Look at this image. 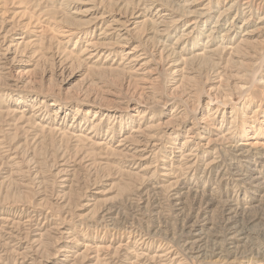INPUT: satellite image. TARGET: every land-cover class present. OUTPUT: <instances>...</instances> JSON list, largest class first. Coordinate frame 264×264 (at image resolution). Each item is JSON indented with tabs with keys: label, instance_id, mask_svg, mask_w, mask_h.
<instances>
[{
	"label": "rangeland",
	"instance_id": "374dc122",
	"mask_svg": "<svg viewBox=\"0 0 264 264\" xmlns=\"http://www.w3.org/2000/svg\"><path fill=\"white\" fill-rule=\"evenodd\" d=\"M263 55L264 0H0V264H264Z\"/></svg>",
	"mask_w": 264,
	"mask_h": 264
},
{
	"label": "bare ground",
	"instance_id": "6f19581e",
	"mask_svg": "<svg viewBox=\"0 0 264 264\" xmlns=\"http://www.w3.org/2000/svg\"><path fill=\"white\" fill-rule=\"evenodd\" d=\"M193 4H194V1H193V3H189L188 5L191 7V6H193ZM232 8V6H230V7H228L227 8V10H230ZM221 9V8H220ZM225 11V10H224ZM224 11L223 12H219V17H223L224 16ZM201 14V16H204V14L203 13H200ZM218 19V18H217ZM226 19V18H225ZM224 21V20H223ZM260 22V21H259ZM249 33V32H248ZM260 61L258 62V63H256V65H257V67H259L258 69H257V71L258 70H261V69H263V64H264V55L259 59ZM256 71V72H257ZM257 75H258V73H257ZM257 75H255V80H254V82L257 84V82L259 83V82H262V80H261V78H258V76ZM255 86V85H254ZM247 89V87L245 88V90ZM215 101V100H217L218 101V104H221L222 102L220 101V100H218V99H215V98H212L211 97V99H210V101ZM223 104V103H222ZM219 108V107H218Z\"/></svg>",
	"mask_w": 264,
	"mask_h": 264
}]
</instances>
